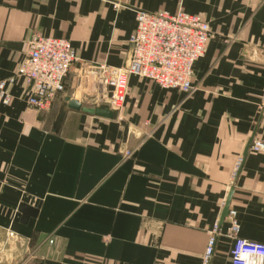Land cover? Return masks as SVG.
<instances>
[{
  "label": "crops",
  "instance_id": "obj_1",
  "mask_svg": "<svg viewBox=\"0 0 264 264\" xmlns=\"http://www.w3.org/2000/svg\"><path fill=\"white\" fill-rule=\"evenodd\" d=\"M179 10L211 33L191 96L131 77L112 120L63 112L66 97L97 108L89 71L127 64L136 11ZM34 34L77 60L50 111L27 106L22 80L0 103V264H202L233 183L239 236L264 244V154L231 181L253 133L264 142V0H0V82ZM227 228L209 264H230Z\"/></svg>",
  "mask_w": 264,
  "mask_h": 264
},
{
  "label": "built area",
  "instance_id": "obj_2",
  "mask_svg": "<svg viewBox=\"0 0 264 264\" xmlns=\"http://www.w3.org/2000/svg\"><path fill=\"white\" fill-rule=\"evenodd\" d=\"M210 38L208 24L201 16L183 10L173 15L136 11L135 29L129 38L131 55L127 64L123 68L98 66L89 71L104 94V97L96 99L95 105L107 106L113 112L120 111L131 77L149 80L161 90H176L186 98L191 96L196 90L192 84L193 68L203 56ZM26 45L25 58L14 76L0 82V103L4 106L10 104L7 87L22 80L28 88L27 106L45 113L65 93V79L77 56L70 43L63 39L34 34ZM107 89H110L108 95ZM249 151L264 154V142L254 140ZM124 156L129 158L132 153L126 152ZM242 162L243 157H239L231 175L232 182L236 180ZM226 220L228 228L224 235L233 241L230 264H264V244L239 236L240 227L235 211L229 210ZM219 234V226L215 224L202 264H209Z\"/></svg>",
  "mask_w": 264,
  "mask_h": 264
},
{
  "label": "water",
  "instance_id": "obj_3",
  "mask_svg": "<svg viewBox=\"0 0 264 264\" xmlns=\"http://www.w3.org/2000/svg\"><path fill=\"white\" fill-rule=\"evenodd\" d=\"M63 112L66 110H70V111H74V112H81L83 114L95 117V118H100V119H106V120H112L114 118V112L112 110H110L107 106H100L97 108H90V107H86L84 106L80 101L78 100H74L70 97H66L64 99V107L62 108ZM255 139V133H253V135L251 136L250 140L248 141L246 148L244 150V154H243V158H245V156L248 154L249 152V148L252 144V142ZM241 169V168H240ZM240 171V170H239ZM239 175V172H238ZM237 175V177H238ZM237 179V178H236ZM234 183L230 189V192L228 194V197L226 199L224 208L222 210V214L220 217V222H219V226L222 225L223 221L225 220V218L228 216L229 213V208H230V202L234 193ZM20 212L23 214V220L27 219V216H32L34 217L36 214V210L22 204L20 206Z\"/></svg>",
  "mask_w": 264,
  "mask_h": 264
}]
</instances>
